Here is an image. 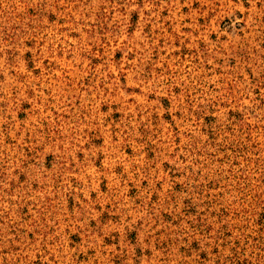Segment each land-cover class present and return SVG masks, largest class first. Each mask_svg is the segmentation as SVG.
Returning <instances> with one entry per match:
<instances>
[{
	"label": "rangeland",
	"instance_id": "1",
	"mask_svg": "<svg viewBox=\"0 0 264 264\" xmlns=\"http://www.w3.org/2000/svg\"><path fill=\"white\" fill-rule=\"evenodd\" d=\"M0 264H264V0H0Z\"/></svg>",
	"mask_w": 264,
	"mask_h": 264
}]
</instances>
